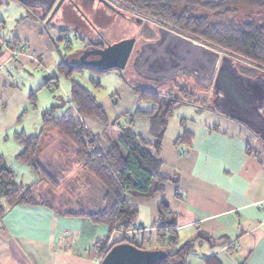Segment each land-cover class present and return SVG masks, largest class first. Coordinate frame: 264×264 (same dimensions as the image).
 <instances>
[{
	"label": "crops",
	"instance_id": "0c3cea01",
	"mask_svg": "<svg viewBox=\"0 0 264 264\" xmlns=\"http://www.w3.org/2000/svg\"><path fill=\"white\" fill-rule=\"evenodd\" d=\"M6 3L8 0L3 5ZM20 3L21 8L13 12L11 19L4 13L0 15V41L9 42L8 46L0 43V152L15 171L17 182L27 185L38 177L30 166L17 159L24 147L15 132L41 133L42 122L38 128L29 129L22 125V117L32 109L29 92L35 86H45L46 76L58 72L60 59L50 36L52 28L46 26L49 22L40 19L32 7ZM6 30L10 36L2 33ZM13 37L17 47L11 45ZM114 77L117 80L116 74ZM54 81L48 86H54ZM59 84L58 75L56 86ZM122 84L128 85L125 80ZM113 85L109 91L94 93L109 122L147 103L139 101L133 92L127 94L126 101L117 94L113 96L118 87H124L118 86V81ZM97 86H101L100 81ZM71 106L76 109L72 102ZM150 106L144 104L142 108ZM193 107L191 116L170 117L162 140L160 173L165 178L177 177V183L169 179L161 182L160 190L152 195L131 197L138 206L135 237L141 241L143 236L144 243L149 233V241L156 244L148 248H158V202L164 197L174 214L178 244L197 238L200 232L214 237L213 244L206 239L198 241L187 256V264H264V141L234 118L197 104ZM82 117L90 130L102 131L103 124L95 117ZM145 117H135L136 132L148 131L149 119ZM123 124L127 125L128 120ZM184 131L192 132L193 139L190 144L178 145L176 139ZM41 143L40 160L61 185L53 188L41 182L37 188L55 209L43 204L10 207L0 218V264H100L103 253L96 243L108 232L81 213L103 209L99 203L102 195L96 198L93 191L104 188L95 176L73 163L74 144L62 132L52 128L43 131ZM66 178L70 179L68 184L74 182V188L63 187ZM51 198L66 205L59 209ZM91 201L97 202L98 208L90 209ZM120 236L117 231L111 232L107 246L111 238Z\"/></svg>",
	"mask_w": 264,
	"mask_h": 264
},
{
	"label": "trees",
	"instance_id": "16d2710c",
	"mask_svg": "<svg viewBox=\"0 0 264 264\" xmlns=\"http://www.w3.org/2000/svg\"><path fill=\"white\" fill-rule=\"evenodd\" d=\"M4 1L0 0V6ZM115 1L122 7L129 8L170 29L202 41L233 58L244 60L246 63L239 64L238 67L246 74H254V66L264 68V0ZM243 7L255 8L259 10V13L246 12L243 16L245 20L236 19L240 16ZM46 26L49 29L57 25L51 21ZM59 28L58 39L69 41L67 39L69 28L62 26ZM50 36L58 50L57 38ZM11 42L12 47H17L15 37ZM99 44L101 43L92 40L85 44V48ZM69 59L68 54H61L57 68L59 74H65L72 80L70 101L76 109L71 106L64 112L56 113L59 104L54 103L49 109L42 111L41 133L30 134L25 130L15 132L16 139L24 147L23 151L17 154V159L34 170L38 177L36 182L27 185L19 184L15 171L8 165L5 155L0 152V218L10 207L17 204H43L55 209L50 202L40 196L37 186L41 182L59 184L44 167L39 157L43 131L51 128L57 129L74 144L73 163L80 165L83 170L95 176L104 187L102 198L105 201V207L94 213H81V215L90 217L92 221L104 223L108 227L107 236L96 243L100 253L106 254L113 245L119 242H132L145 248L140 240L135 239V236L125 234L118 239H113L108 246L107 244L113 230L124 231L135 225L138 206L131 200V197L152 195L160 190L161 182L169 179L175 183L178 181L177 177L165 178L160 173L162 140L175 107L181 102H191L203 108L212 110L215 108L213 104L198 102L193 89L180 86L177 82L165 88H153L141 84L140 81H132L123 75V79L139 101L150 102L151 106L144 109L138 105L132 111H126L122 116L109 122L108 114L97 96L73 75L85 68L98 72L116 69L122 71L123 69L103 70L82 64L79 59L73 61ZM57 79L58 74L47 75L44 85L48 86L52 81L54 85H57ZM98 84L99 82L96 83ZM29 102L34 108L37 106V97L34 92L29 95ZM84 115L93 116L102 123V131L96 133L90 130L83 120ZM137 116H146L149 119L148 131L138 133L133 129ZM121 117L127 118V125L121 124ZM192 139L193 133L184 131L177 137L176 143L178 145L190 144ZM158 212L160 224L157 232L158 248L163 249L165 254L155 264H187V256L195 249L198 241L206 239L211 244L215 242L213 236L200 232L197 238L188 240L177 247L178 237L173 229L174 214L164 197L158 202ZM66 214H72V212H66ZM212 258L214 257L210 259Z\"/></svg>",
	"mask_w": 264,
	"mask_h": 264
},
{
	"label": "water",
	"instance_id": "95a60500",
	"mask_svg": "<svg viewBox=\"0 0 264 264\" xmlns=\"http://www.w3.org/2000/svg\"><path fill=\"white\" fill-rule=\"evenodd\" d=\"M42 9L39 15L48 23L64 0H18ZM94 1V0H92ZM110 6L107 0H98ZM158 37L134 48L135 37L103 48L92 46L79 58L82 64L98 69H124L132 57L136 74L159 88L180 75L192 77L204 88L212 87L215 110L234 118L264 141V76L240 71L233 56L166 26L158 28ZM96 58H87L89 55ZM165 251L147 249L132 242H119L104 254L100 264H155Z\"/></svg>",
	"mask_w": 264,
	"mask_h": 264
},
{
	"label": "rangeland",
	"instance_id": "374dc122",
	"mask_svg": "<svg viewBox=\"0 0 264 264\" xmlns=\"http://www.w3.org/2000/svg\"><path fill=\"white\" fill-rule=\"evenodd\" d=\"M110 1H114L115 5H118V3L115 0H110ZM22 4L17 1V0H8V3H6L5 5L0 7V15L1 13H4L6 16V18L11 19L12 16H14L13 12L19 11V9L21 8ZM72 6V5H71ZM67 7V5L64 6V8ZM35 10H40V9H35ZM63 10V8H62ZM119 11H121L122 13H128L129 16L132 15H140V16H145L142 14H138L135 11H132L129 8L123 7L120 8L118 7V12L115 13L113 10L107 8L104 4L99 3V2H95L94 3V7L89 8V7H85V6H80V5H75L73 7H71L69 10L64 11L65 12V17L62 16V14L57 15V18L53 19V23H57L59 25H57L58 28L53 29L52 28V33L53 36L57 38V43H58V47L59 49L56 51V55L57 57L60 59L61 58V54H68V58L71 59V61L73 60H78L79 58H82V55L84 54V52H86V48H85V44L92 41V40H99V39H103L102 41L104 42L105 45L107 44H113L116 42H119L123 39L126 38H130L133 34H138V37L140 36H145V35H149V32H147L145 34V30L148 29V25L152 26L153 28L156 27L157 25L155 23L160 24L159 22H157L156 20L152 21L149 17H146V21L143 24L140 23H133L132 19H128L125 18L124 16H122ZM203 12H205V10H202ZM6 12V13H5ZM9 12V13H7ZM62 12V11H61ZM246 12H250L252 14L254 13H259V10L255 9V8H248V7H243L241 9V13L240 16L237 17L236 19H240L242 18L243 20H245L246 18L243 17ZM259 16H261L260 14H258ZM139 16V17H140ZM62 18H65L62 20ZM133 18V16L131 17ZM61 23V24H60ZM61 27H66L69 28L67 30V39H69V41L67 40H59V34H60V28ZM155 30V29H154ZM149 31V30H148ZM3 34L7 36L11 35V32L9 31H4L2 32ZM63 32H61L62 34ZM133 37V36H132ZM136 40V39H135ZM223 52V51H222ZM132 59L133 57L130 59V64L128 65V69H123L122 71L119 69H116L115 73H109L108 71H102V72H98V71H93V69H89V68H85L80 72H76L74 73L73 77L75 79H77L78 81L82 82L84 85H86L89 89L92 90L93 93L98 92V94L100 93H104L106 91V89H108V91L111 89V86H115L113 84H115V82L118 81V86H124L123 88H119L118 87V91L116 93H113V96H116L115 94L118 95L119 98L123 99V101L127 100V94H132L131 89H129L130 87H126L128 85H123V75H126L128 79L130 80H136V81H140L141 84L143 85H148L150 87H153V82L149 81V80H144L142 78H140L136 72H134V70H132ZM234 61L236 63L237 66H239V64L242 63H246L244 60L240 59V58H234ZM254 74L252 75H257V74H262L264 76V68H260V67H256L254 66ZM122 72V73H121ZM59 75V86H35L31 92H34L36 94L37 97V106L34 108L32 106V109H30V111H27V114H25L22 117V125H28L29 129H31L30 127H34V128H38L41 125L42 122V111L43 108L46 107L47 110L51 107L52 104L54 103H58L59 106L56 109V113H61L64 112L66 110L69 109L70 105H71V101H70V91H71V85H72V80L70 78H68L65 74H59L58 72L56 73ZM114 74H116L118 76L117 80L116 77H114ZM62 84H61V82ZM101 83V86H97L96 83L99 82ZM178 83L180 86H187L190 89H193L196 93L195 95V99H198V102H203V104H210L212 105V97H213V91H212V87L210 88H204L202 87L200 84H198L192 77L186 76V75H180L178 77H176L174 80L169 81L167 84L161 86V88H165L167 86H171V84L174 83ZM27 86L26 89L29 90L30 86H28V81L25 82ZM21 85H23V82H20ZM20 87H24V86H20ZM154 88V87H153ZM29 92V91H28ZM29 92V95L30 93ZM28 95V97H29ZM111 97V96H110ZM113 100V99H112ZM30 103V102H29ZM144 104H150V102L147 103H141V106H144ZM31 105V104H30ZM140 105V104H139ZM179 106V107H178ZM177 107H175L174 109V116H191L194 114V104L191 102H182L179 103ZM134 108L130 109L131 111ZM195 116V115H194ZM117 119V118H116ZM146 119V117H145ZM127 120L126 117H121L120 121L121 124L124 123ZM114 121V120H113ZM41 129V128H39ZM259 142H261L259 140ZM263 144V143H261ZM264 147V144H263ZM70 162V161H69ZM70 181L69 178H66L63 180V187L66 188V186L69 187H75L74 186V182H72L70 184H68ZM86 181V180H85ZM87 183V182H84ZM44 184H49V186L53 187V188H57V186H60L61 183L59 184H51L49 182H43ZM76 185V184H75ZM92 185V184H91ZM104 188V187H103ZM40 193V192H38ZM104 194V190L100 189L98 190L97 188L94 189L93 191V195L96 196V198H100V195H102L103 197ZM95 196H92L95 198ZM52 199V198H51ZM101 201H99L100 204L104 205L105 207V201L103 200V198H100ZM52 202H54L57 207L59 209H61V207L63 208V205L66 204H59L57 202L56 199H52ZM97 202H92L89 203L90 204V209H96L98 208V205L96 204ZM75 206V205H74ZM95 206V207H94ZM103 207V208H104ZM73 209V208H72ZM66 217V216H64ZM62 217V218H64ZM98 226L100 228H105L108 232V228L104 223H99ZM117 231L120 234H125V235H130V236H135V234L137 233L136 229L134 227H131L127 230H120V229H115L112 232ZM116 237H118V234H114ZM149 236L150 234H147V238L145 239L146 242L143 243V236H140L141 239V244L147 248V249H151L148 247H152L156 244V242L153 241V243H151L152 241H149ZM152 238H154V235L152 236ZM136 239V237H135ZM113 239L111 238L110 242ZM150 242V243H149ZM182 244H178V246H180ZM102 256H104V252L102 254Z\"/></svg>",
	"mask_w": 264,
	"mask_h": 264
},
{
	"label": "flooded vegetation",
	"instance_id": "af4514ba",
	"mask_svg": "<svg viewBox=\"0 0 264 264\" xmlns=\"http://www.w3.org/2000/svg\"><path fill=\"white\" fill-rule=\"evenodd\" d=\"M99 2V3H102V2H100V1H98V0H94V1H92V0H64L63 2H62V4H61V6H60V8L54 13V15H53V17H52V19L49 21V22H51L54 18H57L58 19V16L57 15H60V14H62V16H64L65 17V12L64 11H66L67 12V10H69L71 7H73L74 6V4L75 5H82V6H85V7H89V8H92V7H94V3L95 2ZM108 2H109V4H110V6L109 5H107V4H104V3H102V4H104L107 8H109V9H111V10H113L115 13H117L118 12V7H120V8H122L123 9V7L118 3V5H115L114 4V1H110V0H107ZM56 4V3H55ZM55 4H54V6H55ZM65 5H67V7H65L64 8V6ZM72 5V6H71ZM53 6V7H54ZM53 7L49 10V12L47 13V15L44 17V19L43 20H46L47 18H48V16L50 15V13H51V11H52V9H53ZM62 8H63V10H62ZM32 9H40V8H32ZM62 11V12H61ZM35 12L37 13V15L39 16L41 13H42V9H40V10H35ZM119 13L122 15V16H124L125 18H128V19H132V21H133V23H140V24H143V23H145V21H146V17L145 16H138V15H132L133 16V18H131L132 16H129L128 15V13H122L121 11H119ZM63 19H65V18H62V20ZM152 21H154L153 19H151ZM157 26L156 27H152V26H149L148 25V29H146L145 30V34L147 33V32H150V34L149 35H145V36H139L138 37V34H133L132 36L133 37H135V43H134V48H136V47H138V46H140V44L141 43H143V42H145V41H147V40H151V39H154V38H156V37H158V34H159V32H158V28L160 27V26H165V25H163V24H158V23H155ZM155 29V30H154ZM149 30V31H148ZM131 36V37H132ZM103 39H99V40H96L98 43H101V44H99V45H91L90 47H91V49L93 48L92 46H96V47H98V48H103V47H105L106 45L104 44V42L102 41ZM133 55H134V53L132 52V57H133ZM96 57H98L97 55H93V54H91V55H89L87 58H96ZM132 57H130L129 58V60H128V64L126 65V67L124 68L125 70L126 69H128V65L130 64V59L132 58ZM132 70H134L133 69V67H132ZM134 72H135V70H134ZM256 134V133H255ZM257 135V134H256ZM258 136V135H257Z\"/></svg>",
	"mask_w": 264,
	"mask_h": 264
},
{
	"label": "built area",
	"instance_id": "2783aa9c",
	"mask_svg": "<svg viewBox=\"0 0 264 264\" xmlns=\"http://www.w3.org/2000/svg\"><path fill=\"white\" fill-rule=\"evenodd\" d=\"M0 43L3 44V45H7V46L9 45V42H6L4 40H1Z\"/></svg>",
	"mask_w": 264,
	"mask_h": 264
}]
</instances>
